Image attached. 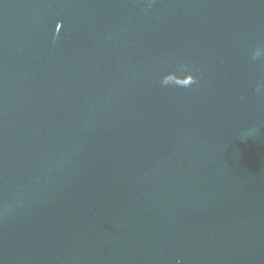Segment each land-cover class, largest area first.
<instances>
[{
  "label": "water",
  "instance_id": "obj_1",
  "mask_svg": "<svg viewBox=\"0 0 264 264\" xmlns=\"http://www.w3.org/2000/svg\"><path fill=\"white\" fill-rule=\"evenodd\" d=\"M0 264H264V0H0Z\"/></svg>",
  "mask_w": 264,
  "mask_h": 264
}]
</instances>
